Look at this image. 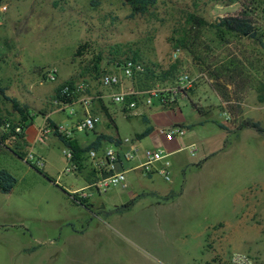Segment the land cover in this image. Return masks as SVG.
<instances>
[{"label": "rangeland", "instance_id": "1", "mask_svg": "<svg viewBox=\"0 0 264 264\" xmlns=\"http://www.w3.org/2000/svg\"><path fill=\"white\" fill-rule=\"evenodd\" d=\"M92 1H3L8 11L0 22V88L37 115L27 126L32 124L34 130L43 126L42 115L58 107L57 82L80 72V62L90 60L93 53L102 56V68L137 56L162 77L174 65L173 50L180 47L178 71L165 80L172 81L179 71H188L197 80L188 97L180 100V112L149 113L150 123L169 127V120L193 128L209 119L226 125L230 132L212 122L194 126L183 140L201 144L195 155L189 148L169 155L170 181L158 170L149 174L155 177L159 193L173 189L181 195L170 204V221L149 208L154 196L123 209L131 201L121 186L101 194L87 190L94 193L96 204H106V210L87 214L69 190L87 188L93 181L78 173L62 174L67 165L63 151L68 146L55 137L16 149L24 156L31 149L42 157L46 164L40 169L11 154L8 146L1 147L0 171L11 173L17 184L11 193H0V264H228L233 252L264 263V135L249 128L235 130L248 119L264 127V49L245 36L228 34L222 41L212 28L219 18L238 14L247 2L161 0L147 15L131 19L126 0H96L97 6H92ZM250 10L264 32V0ZM191 15L205 20L206 26L191 23ZM182 39H187L188 48L196 53V62L189 49L178 44ZM86 43L85 55L75 57L80 45ZM54 68L58 79L51 82L45 76ZM216 72L224 74L222 81L212 77ZM228 76L233 77L229 85ZM85 79L96 88V81L89 76L80 78ZM105 99L122 139L145 130L142 117L124 114L121 105ZM156 107L160 108L157 101L152 108ZM72 116L70 109L51 113L59 126L69 129L78 120ZM102 118L98 130L116 134L105 115ZM0 119L22 121L1 93ZM76 137L92 140L94 131ZM139 143L141 149L154 147L151 137ZM205 153L212 154V159L198 168L196 164L204 162ZM117 170H122L120 165ZM149 184L145 181L146 192ZM116 205L122 210H115ZM84 227V235L74 232ZM214 248L216 254L210 250Z\"/></svg>", "mask_w": 264, "mask_h": 264}, {"label": "built area", "instance_id": "2", "mask_svg": "<svg viewBox=\"0 0 264 264\" xmlns=\"http://www.w3.org/2000/svg\"><path fill=\"white\" fill-rule=\"evenodd\" d=\"M8 11L7 5L4 2L0 5V22L4 14ZM182 48L177 47L171 54L172 63L176 64L182 55ZM121 62V63H118ZM104 73L96 82V88L91 86L88 80H80L75 83L74 87L65 86L62 90L63 95L78 96L72 103H62L57 100V103L63 109H71L75 104H81L86 111L82 121L77 123L74 128H65L57 125V129L49 124L48 120L44 121L43 126L39 129V137L45 138L52 135H60L65 140H71L75 132H90L94 131L99 123V118L89 113V108L93 103H100L105 98H109L113 103L119 104L129 115H137L141 108L155 107V101L159 103L160 109H177V106L182 98L188 97L190 90L193 88L197 78L192 77L188 71H179L175 74L172 81H166L160 76V72L155 67L149 66L140 59L134 60L127 57L123 60L119 59L107 68H103ZM154 73L155 77L151 78ZM45 78L51 82L57 80V74L54 70H47ZM145 82V86H140V82ZM98 86V87H97ZM73 114L74 110L71 109ZM0 130L4 140V146L12 149H17L24 145L25 128L13 121L0 119ZM167 141H173L184 133L183 128L174 127L170 129L161 128L159 131ZM104 143V145H103ZM111 144L106 147V144ZM28 147V146H26ZM192 153L196 151L195 146L190 147ZM137 143L133 139H125L120 143L102 141L99 148L88 150L85 155L78 159L74 151L68 147L63 151V156L67 162L63 169V175L76 174L88 162L93 171L97 174V179L93 181L87 188L73 193L72 199L80 205L86 204L93 192L87 190L94 189L101 194L107 192L111 188L121 186L128 188L127 172L140 170L142 174L149 176L154 170H158L159 175L166 181L171 180V165L168 161L170 153L163 149H151L144 151L145 161L139 166L127 167L132 164L139 154ZM24 159L33 164L37 168H43L45 161L42 157L35 154L29 149ZM161 163L156 167V164ZM121 166L122 170L118 171L117 167ZM228 264H264L257 259L243 252H233L230 256Z\"/></svg>", "mask_w": 264, "mask_h": 264}, {"label": "trees", "instance_id": "3", "mask_svg": "<svg viewBox=\"0 0 264 264\" xmlns=\"http://www.w3.org/2000/svg\"><path fill=\"white\" fill-rule=\"evenodd\" d=\"M4 0H0V5L3 3ZM161 0H126V4L130 7L131 9V13H130V18L133 19L137 16H145L147 15L151 9H153ZM262 0H244V2L249 5L243 4V9L236 15H231V16H226V17H222L219 18L218 21L213 24L212 28L216 30V33L218 34L220 40L222 41H226L228 34H234V35H238V36H245L249 39H253L255 41H257L260 46L264 49V32H261L259 27H257L256 22L253 19V14L254 12H252L250 10L251 6H257L258 4H260ZM92 6H97L99 3L96 2V0H93L91 2ZM190 22L196 24L199 27L202 26H206V22L205 20H203L202 18H199L197 16L191 15L190 16ZM180 46H184L187 49H189L190 54L192 55L194 61L196 62L198 60V58L196 57V53L191 49L188 48L187 46V39H182L179 40L178 43ZM88 44H82L80 45V47L78 48L75 57H83L86 53V49L88 48ZM132 58L134 60H138L140 58H138L137 56H132ZM102 61L103 58L101 55H96L95 53H93L92 58L90 60L87 61H81L80 62V72H77L73 77H71L69 80L63 82L62 84H60L56 90H55V98L62 102V103H72L73 100L77 99L78 96L74 97L72 96H67V95H63L62 90L65 86H70V87H74L75 83L80 81V78H84L89 76L90 78H92V80L95 82H97L100 78V76L104 73V69L102 68ZM121 63V62H118ZM176 71H178V62L174 65L171 66L169 71L164 72V74L162 75L161 78H163L164 80L167 79V77L172 76L173 73H176ZM155 77L154 73L152 74L151 78H147V79H151L153 80V78ZM212 77L215 79V81L219 82L222 81L224 74H217V72L215 74H212ZM231 76H228V85L229 83H231ZM140 86L144 87L145 86V82H140L139 84ZM0 93L2 94V96L4 97L5 100L9 101L12 104L13 110L18 113L21 116V120L20 122H17L19 124H21L25 129L27 128V122H29L30 119H34L35 115H33L30 111V108L26 105H22L20 104L16 99L14 98H10L8 96L5 95V90L3 88H0ZM225 98V97H224ZM230 98L228 96V103H230ZM191 105L202 115H204L202 113V111L200 109H198L192 102ZM230 116L234 119H236L235 117V113H233V111H230ZM144 122L147 124L146 129L139 135L136 136V138L138 140L140 139H144L146 137H148L154 130V127L150 124V121L147 118H143ZM49 124H51V126L53 128L57 129V125H55V123L52 120H48ZM216 123V125L221 128L222 130L226 131V132H230L229 127H227L226 125L222 124V123ZM234 125H236V120H233ZM253 129L255 130L257 133L264 135V127L261 125L260 122H255L253 120H245L242 121L240 123V125L238 127H236V131H241L243 129ZM58 137L60 138V140H62L65 145H67L68 147H70L74 153L75 156L78 159H81L85 153L92 149V148H99L101 145L102 141H109V142H117L120 143V141H116L114 137L112 136H108V135H98L97 139L95 142H93L92 144H90L87 147H82L80 146L78 143L70 141V140H65L64 137L58 135ZM6 138H0V150L1 147H3L4 145V140ZM7 150H11L13 151L16 155H18L19 157H21L22 159H24V155L17 151L16 149H12V148H7ZM47 176V175H46ZM17 184V179L8 171L6 170H1L0 171V191L4 194H8L10 193L15 185ZM134 203V201H131L130 203H128L127 205L123 206V209L129 208L130 206H132ZM85 205V203L83 204Z\"/></svg>", "mask_w": 264, "mask_h": 264}, {"label": "crops", "instance_id": "4", "mask_svg": "<svg viewBox=\"0 0 264 264\" xmlns=\"http://www.w3.org/2000/svg\"><path fill=\"white\" fill-rule=\"evenodd\" d=\"M53 70L56 72L57 79H58V72H57L56 68H54ZM74 75L75 74H73V72H72L67 79L59 80L57 82L58 86L60 84H62L63 82L69 80ZM105 100H102V102H100V103H96L97 105H92L88 109L89 113L91 115L99 118V123L98 124H100V122L102 121V119H103L102 116L105 115V117L108 119L109 123L112 124L115 127L114 118L112 117V113L110 112V110L106 106ZM57 105H58V107L55 106V108L52 109L53 111L59 112V113H65L66 112L67 109H63L58 103H57ZM75 106L78 107V109H76V111H75ZM71 109L74 110V113L73 114L70 113V115H73L72 117H74L75 115L78 116V120L73 122L71 124V127H70V128H74L77 125V123H79L80 121H82L84 119L86 111H85V108L81 104H75L73 107H71ZM52 110L49 111L47 114H43L42 117H43L44 121L45 120H52L55 123V125H58L57 122H55L51 118V113L53 112ZM160 110H162L164 112L165 111H170V113H175L174 109L167 110V109H160L159 107L150 108V109L141 108V111H139L138 114L134 115V116H140L142 118L145 117V118H147L150 121V118L148 117L149 113H158ZM176 111L180 112L178 110V108L176 109ZM122 112L124 114H127L124 110H122ZM33 115H35V114L33 113ZM36 116L37 115H35L34 119L36 118ZM34 119H30L29 122H33ZM209 122L214 123V121L207 119V120L198 122L197 124L193 125V128H194V126L196 127V125L204 127V124H206V123L209 124ZM167 123L170 124L169 127H164V126H160V125H156V124L150 123L154 127L153 132L148 136V137H151L152 143L154 144V147L152 149H163L165 151L167 150L170 154H178V153H181L182 151L186 150L187 148L190 149L191 146H195V149L197 151V149L201 146L200 143H196L195 141H190V142L188 141V142L185 143V141L183 140L184 136L188 132H190L191 129H193L191 127V125H189L187 123H184V122H176L174 124V123L170 122L169 120H168ZM98 124L96 125V128L94 130V137H93L92 140L91 139H88V140L80 139V138L76 137V135L77 134H81L82 132H75L70 141L76 142L82 147H87L90 144H92L93 142H95L97 137H98V135H101V134L112 136V137L115 138L116 141L119 140L120 142H122L123 140H125V139H122L118 135V131H117L116 127H115L116 134H112L107 129H103L102 128V129L98 130ZM146 127H147V125H146ZM146 127H145V129H146ZM174 127L183 128L184 129V133H183L182 136L177 137V139H175L173 141H167L159 133L161 128L170 129V128H174ZM139 134H141V133H139ZM139 134H137V135H139ZM136 136L134 138H130V139H133V140L136 141L137 147H138L140 152H139V154L137 156V159H135L132 164H128L127 167H133V166L137 167L140 164H142L145 161L144 151L145 150H151V149H141L140 148V143H139L140 140H138L136 138ZM51 137H55V138L60 140V138L57 135H52V136L50 135V136L45 137V138H40L39 137V130H34L33 129V125L31 124L30 126H27L23 138H24V144L25 145L34 147V146L37 145V143L45 142L47 139H49ZM148 137H146V138H148ZM104 142H106V141H104ZM103 145H104V143H103ZM191 154L195 155V152L194 153L191 152ZM202 158H204V162L203 163H201V162H199L198 164L195 163L198 168H202L203 166H205V164H207L209 161H211L212 154L211 155H207L205 153ZM201 160H203V159H201ZM158 166H160V164H156V167H158ZM141 173L142 172L140 170L128 171L127 172L128 188H126V189L122 188L123 191L128 192L130 201H134L132 207H135L136 205H138V203L141 202V200L147 198L148 196H154L156 200L150 202L149 208H151L152 211H154L155 213L156 212L157 213L162 212V217H159V218L164 219V221H166V220L170 221V219H171V217L169 216L170 204L174 203L176 198H177V196H181V195L179 193H177V192H174L173 189L168 190V192L159 193V191L161 189L156 188V186H155V177L151 176V175L150 176L146 175L147 178L144 179ZM78 174L80 175V177H83L84 179L89 178L91 181H94L98 177L97 174L93 171L92 167L90 166V164L88 162H86L84 164V167L81 169V171L78 172ZM145 181L150 183L149 184L150 188H149L148 192H146L145 189H144ZM84 188H85V186L84 187H80V188L72 187V189L69 190V192L71 193V198H72L73 193L78 192V191H80V190H82ZM0 193L2 194L1 191H0ZM93 194L88 200H86V204L85 205H81L82 208L85 209L87 214L92 215V216L96 215L97 212H100L101 209L102 210H106L105 202L103 201V202H99V203L96 204ZM161 194H163V195L161 196ZM121 207L122 206L116 205L115 206V210L116 209L122 210ZM130 208L131 207H129L127 209H130ZM115 210H114V213H117V212H115ZM169 230H170V233L173 231L170 227H168V231ZM74 232L77 233V234H80V235H84L87 231H86V228L84 227V228H82L80 230L76 229ZM208 239H210V238H207V243H208ZM207 243H206V245L208 247ZM210 250H214L215 254L217 253V250L215 248L214 249H210Z\"/></svg>", "mask_w": 264, "mask_h": 264}, {"label": "water", "instance_id": "5", "mask_svg": "<svg viewBox=\"0 0 264 264\" xmlns=\"http://www.w3.org/2000/svg\"><path fill=\"white\" fill-rule=\"evenodd\" d=\"M8 151L11 152V154L17 156L13 151H11V150H8ZM20 158H21V157H20Z\"/></svg>", "mask_w": 264, "mask_h": 264}]
</instances>
